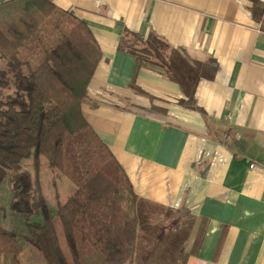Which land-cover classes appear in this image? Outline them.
Wrapping results in <instances>:
<instances>
[{
    "label": "crops",
    "instance_id": "0c3cea01",
    "mask_svg": "<svg viewBox=\"0 0 264 264\" xmlns=\"http://www.w3.org/2000/svg\"><path fill=\"white\" fill-rule=\"evenodd\" d=\"M48 1L100 47L81 114L129 178L138 223L144 204L191 216L168 249H137V225L124 264H264V0ZM126 32L161 39L166 60L176 51L182 82L166 64L136 69Z\"/></svg>",
    "mask_w": 264,
    "mask_h": 264
},
{
    "label": "trees",
    "instance_id": "16d2710c",
    "mask_svg": "<svg viewBox=\"0 0 264 264\" xmlns=\"http://www.w3.org/2000/svg\"><path fill=\"white\" fill-rule=\"evenodd\" d=\"M128 36L143 47L128 44ZM167 47L155 35L143 40L133 32H126L119 45L135 57L136 69L153 55L182 82L184 67L176 51L166 60ZM101 58L91 29L73 11L48 0L0 4V59L6 62V69H0V88L14 92L0 98V185L10 183L9 209L25 220L27 228L23 234L0 224V264H20L21 240L43 264H124L133 256L137 195L108 146L81 114ZM29 84L59 111L34 140L28 127ZM44 171L47 187L41 180ZM63 180L74 189L70 191ZM56 183L62 184L63 195ZM35 215L40 222H31ZM203 232L199 229L191 254Z\"/></svg>",
    "mask_w": 264,
    "mask_h": 264
},
{
    "label": "rangeland",
    "instance_id": "374dc122",
    "mask_svg": "<svg viewBox=\"0 0 264 264\" xmlns=\"http://www.w3.org/2000/svg\"><path fill=\"white\" fill-rule=\"evenodd\" d=\"M148 60L157 62V59L153 55H149ZM0 69H6V62L4 59H0ZM9 79L11 76L9 75ZM25 92L30 93L29 106L31 109L30 121H29V133L31 138L34 140L38 131L44 130L53 120L58 116L59 111L55 105L49 101L44 95H42L38 88L34 85H27ZM24 92V93H25ZM11 89L0 88V98L5 99L8 95L13 94ZM43 174V171H42ZM43 185L48 186L47 176L41 178ZM70 188V191L74 189V185L68 181L63 180ZM62 184L56 183V189L60 191ZM55 192V188L50 186ZM66 192H64L65 194ZM63 195V193L61 192ZM11 198L10 183L6 182L0 185V224L8 229H15L20 233H26V222L24 219L19 218L11 213L9 209V202ZM138 216L141 220L138 237L137 249H157L164 244V242L170 241L166 246L160 247L165 249L179 243L181 240L184 242L189 234L191 225V216L185 215L180 210H166L158 208L156 206L143 205V208H139ZM151 219V220H149ZM41 218L39 215L32 217L31 222H40ZM167 231H169L167 233ZM137 235V233H136ZM23 251L19 256L20 264H43L42 258L36 253L30 246L24 244ZM176 249V247H173ZM159 249V248H158ZM181 249V247L179 248ZM161 257H164L161 254Z\"/></svg>",
    "mask_w": 264,
    "mask_h": 264
},
{
    "label": "built area",
    "instance_id": "2783aa9c",
    "mask_svg": "<svg viewBox=\"0 0 264 264\" xmlns=\"http://www.w3.org/2000/svg\"><path fill=\"white\" fill-rule=\"evenodd\" d=\"M250 167H251V168H255L256 165H255L254 163H252V164H250Z\"/></svg>",
    "mask_w": 264,
    "mask_h": 264
}]
</instances>
